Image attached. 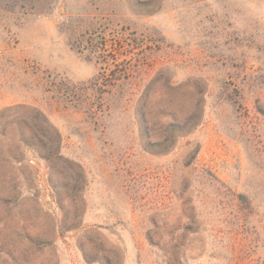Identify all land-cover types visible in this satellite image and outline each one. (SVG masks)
I'll use <instances>...</instances> for the list:
<instances>
[{
    "label": "rangeland",
    "instance_id": "374dc122",
    "mask_svg": "<svg viewBox=\"0 0 264 264\" xmlns=\"http://www.w3.org/2000/svg\"><path fill=\"white\" fill-rule=\"evenodd\" d=\"M0 264H264V0H0Z\"/></svg>",
    "mask_w": 264,
    "mask_h": 264
},
{
    "label": "trees",
    "instance_id": "16d2710c",
    "mask_svg": "<svg viewBox=\"0 0 264 264\" xmlns=\"http://www.w3.org/2000/svg\"><path fill=\"white\" fill-rule=\"evenodd\" d=\"M242 199L244 198V197H241Z\"/></svg>",
    "mask_w": 264,
    "mask_h": 264
}]
</instances>
